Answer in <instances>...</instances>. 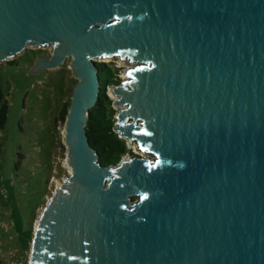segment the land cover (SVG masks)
Segmentation results:
<instances>
[{"label":"water","instance_id":"water-1","mask_svg":"<svg viewBox=\"0 0 264 264\" xmlns=\"http://www.w3.org/2000/svg\"><path fill=\"white\" fill-rule=\"evenodd\" d=\"M52 45L69 58V172L28 264H264V0H0V64ZM125 79L112 132L143 152L101 165L86 134L95 58Z\"/></svg>","mask_w":264,"mask_h":264},{"label":"rangeland","instance_id":"rangeland-1","mask_svg":"<svg viewBox=\"0 0 264 264\" xmlns=\"http://www.w3.org/2000/svg\"><path fill=\"white\" fill-rule=\"evenodd\" d=\"M52 48L29 45L0 64V87L8 104L6 123L0 129V264H28L35 223L57 181L70 171L64 122L59 118L77 82L69 58L58 68L29 73L30 65L48 57ZM12 60L16 64L8 65ZM95 61L118 67L119 81L125 79L121 69L132 66L118 57ZM106 95L113 101L109 88ZM111 108L118 110L112 104ZM132 145L125 155L144 157Z\"/></svg>","mask_w":264,"mask_h":264},{"label":"trees","instance_id":"trees-1","mask_svg":"<svg viewBox=\"0 0 264 264\" xmlns=\"http://www.w3.org/2000/svg\"><path fill=\"white\" fill-rule=\"evenodd\" d=\"M14 64H16V60L8 62V65ZM97 69L100 83L99 95L95 105L89 109L85 128L90 145L99 155V162L101 165H108L116 163L128 152L125 140L120 139L116 133L112 132L115 111L111 108L112 100L108 99L106 95L107 88L119 81V68L112 63H98ZM68 107L69 104L65 105L59 113V118L63 122ZM7 111L8 104L0 87V129L6 123Z\"/></svg>","mask_w":264,"mask_h":264},{"label":"bare ground","instance_id":"bare-ground-1","mask_svg":"<svg viewBox=\"0 0 264 264\" xmlns=\"http://www.w3.org/2000/svg\"><path fill=\"white\" fill-rule=\"evenodd\" d=\"M109 96L111 97V98H113V99H115V96L113 95V94H111V91H109ZM130 145H132V144H130ZM135 145H132V147H134ZM136 148V147H135ZM57 184H58V181H57ZM56 184V185H57Z\"/></svg>","mask_w":264,"mask_h":264}]
</instances>
